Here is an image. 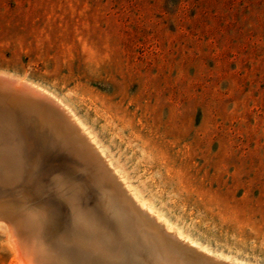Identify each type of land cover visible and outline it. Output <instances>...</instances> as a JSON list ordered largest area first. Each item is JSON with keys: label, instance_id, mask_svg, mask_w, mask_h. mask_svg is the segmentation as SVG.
Returning <instances> with one entry per match:
<instances>
[{"label": "rangeland", "instance_id": "374dc122", "mask_svg": "<svg viewBox=\"0 0 264 264\" xmlns=\"http://www.w3.org/2000/svg\"><path fill=\"white\" fill-rule=\"evenodd\" d=\"M0 75L69 108L173 225L264 264V0H0Z\"/></svg>", "mask_w": 264, "mask_h": 264}, {"label": "bare ground", "instance_id": "6f19581e", "mask_svg": "<svg viewBox=\"0 0 264 264\" xmlns=\"http://www.w3.org/2000/svg\"><path fill=\"white\" fill-rule=\"evenodd\" d=\"M16 81L26 91L27 83ZM29 86L41 92L44 103L57 101ZM58 103V121L82 150L69 142L60 147L66 141L57 129L44 136L36 131L53 165L24 180L29 166L22 144L14 139L13 145L0 143V221L9 227V243L20 264H247L213 252L173 225L100 151L87 126ZM31 115L35 123L40 120L38 109ZM96 165L115 179L96 174ZM46 194L59 205L45 201Z\"/></svg>", "mask_w": 264, "mask_h": 264}, {"label": "water", "instance_id": "95a60500", "mask_svg": "<svg viewBox=\"0 0 264 264\" xmlns=\"http://www.w3.org/2000/svg\"><path fill=\"white\" fill-rule=\"evenodd\" d=\"M16 79H10L4 75H0V143L5 141L9 145H13L14 140L19 141L22 144V150L27 156L28 172L24 175V180L30 179L36 175L40 167L49 168L53 165L52 156L48 154L47 148L44 147L43 141L40 136L36 137L34 133L39 131L41 135L46 133H52L59 130V137H63L66 142L58 143L60 147L67 145V142L71 143L73 147H77L82 150L73 140L69 137V132L64 129L63 125L58 121L60 116L56 112V103L52 99V102L41 101L40 91L33 89L27 85L26 91L18 89L15 84ZM23 88V87H22ZM34 93V94H33ZM35 95V96H34ZM40 112V117L35 115L40 120L35 123L33 121L32 111ZM56 110V111H55ZM56 127L53 129L52 125ZM49 125H51L49 127ZM57 141V138L54 139ZM94 172L102 173L104 177H108L111 181L115 176H109L105 170L96 165ZM45 201H52L59 205L57 198L50 194L45 195ZM61 212V210H59ZM174 238V236L169 235ZM176 239V238H174Z\"/></svg>", "mask_w": 264, "mask_h": 264}]
</instances>
